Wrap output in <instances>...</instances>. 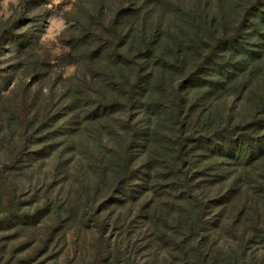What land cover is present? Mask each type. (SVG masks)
<instances>
[{
  "label": "rangeland",
  "instance_id": "374dc122",
  "mask_svg": "<svg viewBox=\"0 0 264 264\" xmlns=\"http://www.w3.org/2000/svg\"><path fill=\"white\" fill-rule=\"evenodd\" d=\"M119 9L124 12L115 23ZM232 34L239 43L233 47ZM116 46L128 58L114 54ZM177 48L196 52L207 65L201 81L188 86L189 95L206 93L207 105L223 119L249 120L264 95V0H0V264L184 260L173 215L157 220L163 240L151 238L149 248V233L135 229L146 222L140 217L123 242H116L122 222L113 225V216H135L136 204L115 207L105 235L85 217L96 195L106 191L95 162L100 145L119 149L127 137L115 124L112 135L103 130L108 136L99 138L102 119L96 118L93 92L106 86L104 76L112 70L134 78L125 59L142 62L143 68L160 66V51L173 54ZM150 67L142 73L150 74ZM171 70L156 92L169 96L170 78L178 77ZM142 110L123 107L116 116L130 117L137 127L150 111ZM245 160L233 158L239 170L234 174L254 183L264 158L247 166ZM113 176L108 170L106 179ZM261 250L257 260L264 258Z\"/></svg>",
  "mask_w": 264,
  "mask_h": 264
},
{
  "label": "trees",
  "instance_id": "16d2710c",
  "mask_svg": "<svg viewBox=\"0 0 264 264\" xmlns=\"http://www.w3.org/2000/svg\"><path fill=\"white\" fill-rule=\"evenodd\" d=\"M123 12L118 10L115 23ZM228 40L232 47L239 44L234 34ZM119 47L114 54L128 58ZM160 53V66H145L150 67V74L142 73V62L125 59L134 78L116 76L112 70L104 76L106 86L93 92V99L99 103L96 118L102 119L99 138L112 135L115 124L127 137L119 149L105 151L100 145L103 152L95 162L102 170L100 184L106 191L103 197L96 195L85 217L94 219L97 231L105 235L115 207L136 204L139 209L135 216L131 212L113 216V225L122 222L116 242H123L124 233L133 231L128 228L134 218L140 217L146 222L135 229L149 233L146 247H152L151 238L154 243L163 240L164 231L157 220L162 214L173 215L182 241L178 250L184 259H178V264H264V258L257 260L255 256L264 249V166L260 179L252 183L246 175L234 174L239 170L232 164L238 156L246 159V166L264 158V95L249 120L223 119L222 114H213L216 108L207 105L210 97L206 93L197 97L188 93V86L201 81L207 69L196 59L200 56L178 48L173 54ZM215 65L222 69L218 62ZM172 68L178 76L170 78L173 90L169 96L156 92V85L163 82L165 73L171 74ZM110 84L115 89H109ZM147 86L148 91L144 90ZM123 107L127 112L128 107L139 113L142 108L150 111L144 112L145 120L136 127L130 117L116 116ZM23 145L24 150L27 145ZM108 170L114 175L111 181L106 179ZM97 201L101 205L91 210ZM127 220L132 221L126 224ZM253 244L259 247L255 249Z\"/></svg>",
  "mask_w": 264,
  "mask_h": 264
}]
</instances>
